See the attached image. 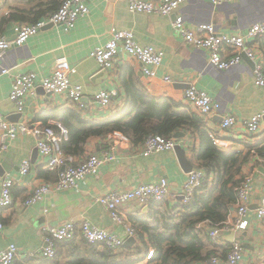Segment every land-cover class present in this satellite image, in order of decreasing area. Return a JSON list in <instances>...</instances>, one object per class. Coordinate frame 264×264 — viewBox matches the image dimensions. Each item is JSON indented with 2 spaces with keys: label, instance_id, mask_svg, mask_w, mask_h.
Wrapping results in <instances>:
<instances>
[{
  "label": "crops",
  "instance_id": "crops-1",
  "mask_svg": "<svg viewBox=\"0 0 264 264\" xmlns=\"http://www.w3.org/2000/svg\"><path fill=\"white\" fill-rule=\"evenodd\" d=\"M39 4L40 1L0 0V36L12 40L13 26L22 23L9 17L20 12L27 15L37 9ZM87 7L88 14L80 17L69 31L65 32L62 26L47 25L29 38L23 46L9 50L0 60V114L8 122L26 121L33 126L55 122L53 117H61L66 110L81 112L85 121H104L129 109L127 95L130 93L126 92L125 87L135 88L154 99L167 98L182 104L178 111H190L197 115L201 120L200 127L208 133V138L213 133L230 143L226 149L217 147L219 150L226 154H240L244 159L236 179L250 175L254 193L246 215L248 226L245 231L236 235L244 251L240 264H264V221H258L255 217V210L264 195V122L259 133L254 136L248 135L243 126L245 121L264 108V89L254 86L252 76L254 64L260 63L264 67V38H259L263 41L258 42L257 39L252 42L257 55L254 60L242 55L237 66L219 71L208 64L206 51L187 46L171 28L173 20L179 15L190 28L211 24L218 33L243 34L252 24L264 22V0H234L218 6L212 5L208 0H186L169 16L131 13L127 9L126 0H88ZM112 30L131 31L139 46H150L163 53V61L156 72L155 81H147L141 74L139 65L127 61L123 56V61L106 71H102L90 58V52L94 48L109 40ZM222 55L231 56V50H223ZM59 58H65L75 71L71 82L83 88V108L80 109L64 95H47L40 87H36L26 98L24 114L19 115L9 100L13 77L25 73H34L38 78L47 77L52 73L54 63ZM2 70L7 73L2 74ZM164 77H168L170 82H164ZM189 85L195 86L218 102L220 114L233 116L235 125L223 130L219 116H202L187 106L182 98ZM100 91L115 93L106 108L94 100V96ZM179 133L183 134L182 139L175 140L182 144L183 165L174 150L143 157V143H131L130 146L119 149L114 162L101 165L96 175L86 176L78 183L76 189L53 191L41 202L31 206H25V200L40 185L52 186L57 180L58 171L44 167L45 160L37 151L32 136L17 138L0 154V189L5 176L14 179L13 204L0 211V249L10 244L16 246L17 256L14 264H46V258L36 255L46 246L43 227H60L66 222L79 226L84 221L109 234L126 239V242L128 238L124 228L111 221L96 199L108 192L132 190L142 184H154L160 179L167 180L172 192L181 194L187 179L186 171L189 168L199 169L201 164L198 160L201 141L198 131ZM105 145L106 141L92 138L85 146V153L79 157L68 158L67 164L79 165L90 154H98L106 149ZM24 160L29 161L31 169L27 175L21 176L19 167ZM211 179L212 177L209 178ZM166 202L170 205H165L169 214L179 212L172 211L175 202L162 203ZM150 204L140 208L131 203L121 208L125 222L134 227L132 220L144 216L149 211ZM165 206L157 211L164 213ZM234 216L235 210L232 207L226 223L232 222ZM209 228L207 221L197 225V238L203 244V256L213 250L208 238ZM134 229L135 242L126 246L124 242L116 252L119 262L132 259L141 262L153 252V246L147 242L146 237L142 243L137 237L136 226ZM232 239L230 234L224 236L223 250L228 248L226 245H230ZM75 241L77 247L83 253L86 252V245L81 243L82 239L77 237ZM62 248L59 264H66L73 251L70 247ZM207 261H197L193 264H207Z\"/></svg>",
  "mask_w": 264,
  "mask_h": 264
},
{
  "label": "built area",
  "instance_id": "built-area-1",
  "mask_svg": "<svg viewBox=\"0 0 264 264\" xmlns=\"http://www.w3.org/2000/svg\"><path fill=\"white\" fill-rule=\"evenodd\" d=\"M108 1V0H107ZM127 9L135 14H155L169 16L174 14L178 7L186 0H126ZM212 5L218 6L231 3L234 0H208ZM88 0H63L57 12L43 21L34 25L15 24L13 26V39L9 40L0 36V60L9 50L14 47L23 46L29 38L34 36L40 29L48 24L62 26L67 32L72 29L76 21L88 14ZM172 31L189 47L204 50L208 53V64L219 71L228 70L237 66L242 55L249 60L256 58V51L252 42L264 38V22L252 24L243 34H222L215 31L211 24H200L196 27H187L181 16H176L171 25ZM111 37L102 46L94 48L90 52L92 58L102 70L113 69L122 56L129 62L139 65L141 74L147 81L153 82L157 78L156 72L163 61V53L150 46H139L134 35L128 30H112ZM231 50V56L223 57L222 51ZM6 74V70L1 71ZM75 71L69 66L65 58L55 61L52 73L47 77L38 78L34 73L18 74L13 77V83L9 94V100L19 115L24 114L25 101L36 87H40L45 93L51 95H64L69 101L83 108V88L80 85L72 84L71 76ZM253 84L257 88L264 89V73L261 64H254L252 70ZM200 77V76H199ZM164 82L169 83L170 79L164 77ZM114 92L100 91L94 96V100L103 108L109 106ZM183 102L196 110L202 116H219L221 128L227 130L236 123L230 114H220V104L200 91L193 85L184 91ZM264 122V108L248 121L243 123L248 135L254 136L259 133L260 126ZM30 135L34 138L36 149L45 160L44 167L48 170H57V180L52 186L40 185L25 200V206H31L41 202L49 193L55 191L76 189L78 183L86 176L96 175L101 165L112 163L116 160L118 151L122 147L130 146V139L119 132H114L107 137L106 149L98 154H90L85 161L73 166L67 164L69 159L62 152L61 146L68 138L66 129L58 122H51L47 125H29L26 121L12 123L6 121L0 114V154L6 150L8 145L19 137ZM212 143L220 148H228L230 143L219 138L216 134L209 135ZM178 142L173 138L160 136H149L142 145L141 155L148 157L162 151H172ZM29 161L24 160L19 167L21 176L30 172ZM205 174L201 169L192 170L187 174V179L182 186L181 194L170 190L166 179H160L154 184H142L132 190L112 191L100 195L96 202L104 208L113 223L122 226L127 238L135 237L134 227L128 225L121 213V208L131 203L143 208L150 203H162L165 201L176 202L182 197V203L187 204L194 192L201 187ZM14 179L5 176L2 179L0 189V211L13 204L12 188ZM254 193L253 179L250 175L243 177L236 190V204L234 207L235 216L232 222L225 223L221 227H213L208 230V238L214 246V252L209 257L207 264H240L243 259V247L236 235L245 231L248 223L246 215ZM255 217L258 221H264V195L261 197L258 207L255 210ZM2 225L0 223V231ZM44 241L46 246L37 252L42 258L53 259L55 257L56 244L65 241L75 240L77 237L87 244H99L113 251L123 246L126 239L107 233L97 228L88 221L77 226L73 222H66L60 227H43ZM226 234L233 236L227 252L222 255ZM153 255L149 253L141 262L131 260V264H148ZM17 256V248L10 244L0 249V264H14ZM257 264V263H254Z\"/></svg>",
  "mask_w": 264,
  "mask_h": 264
},
{
  "label": "trees",
  "instance_id": "trees-1",
  "mask_svg": "<svg viewBox=\"0 0 264 264\" xmlns=\"http://www.w3.org/2000/svg\"><path fill=\"white\" fill-rule=\"evenodd\" d=\"M40 1L37 9L27 15L15 13L9 19L27 25H34L57 12L63 0H29ZM262 39H258L259 41ZM263 67V66H262ZM264 73V67H263ZM129 109L114 118L104 121H85L81 112L66 110L61 117L55 118L67 131L68 138L62 143L61 149L67 158L79 157L85 153V146L92 138L107 140V137L119 132L127 136L131 143L140 144L149 136L173 138L179 131H198L201 149L198 160L199 169L204 171L201 187L198 188L187 204L176 201L169 214L166 203H151L149 211L140 218H134L137 237L144 243L153 246V255L148 264H193L197 261L208 260L214 252L207 255L201 253L202 242L197 238V225L209 222L210 228L221 227L227 222L230 210L235 207V190L242 179L239 177L241 166L244 164L240 154H226L219 150L208 138V133L200 127V119L192 112L178 111L182 104L167 98L154 99L146 93L132 87H125ZM44 126V125H43ZM106 146V145H105ZM263 157L262 153H259ZM212 177L211 180L209 178ZM164 213L157 211L160 207ZM170 206V205H169ZM134 226V227H135ZM209 228V229H210ZM87 256L77 247L75 240L56 244V254L46 264H59L62 247H70L73 251L71 259L66 264H131L127 260L119 262L117 251L103 245L87 244ZM76 246V247H74ZM229 247V245H226ZM225 248V247H223ZM139 253V249H136ZM228 248L223 250L225 254Z\"/></svg>",
  "mask_w": 264,
  "mask_h": 264
},
{
  "label": "water",
  "instance_id": "water-1",
  "mask_svg": "<svg viewBox=\"0 0 264 264\" xmlns=\"http://www.w3.org/2000/svg\"><path fill=\"white\" fill-rule=\"evenodd\" d=\"M48 25H52V24H48ZM46 26H47V25H46ZM46 26H45V27H46ZM43 28H44V27H43ZM12 39H13V38H12ZM102 71H106V70H102ZM41 91L44 92L43 90H41ZM44 94L51 95V94H48V93H45V92H44ZM219 119H220V118H219ZM219 121H221V119H220ZM182 137H183V134H182V133H179V132H177V133L174 134V136H173V138L176 139V140H180V139H182ZM181 146H182V144H177V145L175 146V148H174V152H175V154H176L177 159L179 160V162L183 165V161H184V151L182 150ZM184 170H185V169H184ZM185 171H186V170H185ZM191 171H192V169L189 168V170H187L186 172L189 173V172H191ZM179 200H182V197H180ZM134 242H135V240H134L133 238H129V239L125 242L124 246H126V245H130V244H133Z\"/></svg>",
  "mask_w": 264,
  "mask_h": 264
},
{
  "label": "rangeland",
  "instance_id": "rangeland-1",
  "mask_svg": "<svg viewBox=\"0 0 264 264\" xmlns=\"http://www.w3.org/2000/svg\"><path fill=\"white\" fill-rule=\"evenodd\" d=\"M93 154V153H92Z\"/></svg>",
  "mask_w": 264,
  "mask_h": 264
}]
</instances>
